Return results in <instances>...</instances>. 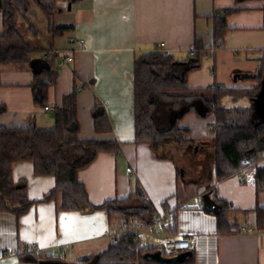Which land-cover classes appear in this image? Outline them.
<instances>
[{
    "label": "crops",
    "instance_id": "crops-1",
    "mask_svg": "<svg viewBox=\"0 0 264 264\" xmlns=\"http://www.w3.org/2000/svg\"><path fill=\"white\" fill-rule=\"evenodd\" d=\"M56 5L62 11L54 17V26L69 28L60 36L52 38L34 5L21 18L30 26L29 35L40 39L39 47L34 48L47 51L37 56L72 52L71 38L85 44L73 52L71 62L55 57L58 76L48 88L47 105L59 106L62 97L75 90L78 137L118 144L117 152L99 153L78 172L90 203L125 198L138 186L156 215L170 223L169 234L197 238L196 247L183 252L193 255L194 264H264V235L259 231L264 225L257 227L254 212L256 207L264 208V190L256 191L255 170L216 180L213 115L202 118L190 113L178 122L189 131L191 140L183 147L166 145L154 153L146 145L134 144L135 57L159 49L183 60L198 45L203 51L201 67L188 75L189 88L249 87L240 74L255 73L259 67L264 51V0H80L70 8L65 1L56 0ZM227 8L237 11L226 16L223 45L218 48L214 45V19ZM30 19L37 20L40 28H32ZM33 79L28 63L0 65V105L5 106L0 127H53V112L33 103ZM95 106L106 114L107 133L93 129L91 111ZM242 106H248L246 99H230L225 105ZM259 114L264 119L263 108ZM256 168L264 169V157ZM11 177L15 185L24 187L30 205L19 215L0 211V264H37L20 260V252L31 251L64 263L80 262L102 253L112 241L114 219L109 220L104 210L61 211L57 209L59 199L46 200L55 178L35 175L32 162L13 163ZM209 187L234 207L229 221L255 232L218 234L216 216L209 212L217 209L205 203L211 199ZM164 235L158 231L153 245ZM180 254L166 255L155 248L146 257L178 261ZM186 257L177 264H184Z\"/></svg>",
    "mask_w": 264,
    "mask_h": 264
},
{
    "label": "trees",
    "instance_id": "trees-1",
    "mask_svg": "<svg viewBox=\"0 0 264 264\" xmlns=\"http://www.w3.org/2000/svg\"><path fill=\"white\" fill-rule=\"evenodd\" d=\"M67 6L80 0H63ZM34 5L48 24L52 38L64 34L68 27H56L54 17L62 9L56 0H0V65L28 63L33 71L31 83L33 103L47 105L48 88L55 84L57 62L54 56L39 55L46 50L31 46L19 30V19L24 18ZM237 11L223 10L221 17L214 19V45L221 48L226 31V16ZM264 28V9L263 25ZM193 57L177 60L159 49L140 54L134 59V144L146 145L156 153L161 147L175 144L183 147L191 140L189 131L178 126L187 114L194 113L205 118L213 115V146L215 148V178L221 182L230 177L251 170L254 172L256 191L264 190V169L256 168L264 157V119L256 107L261 84L264 80V51L255 73H241L243 82L249 87H219L192 89L187 85L188 75L201 67L202 50L195 46ZM229 97L232 101L246 99L248 106L225 107L221 101ZM5 106L0 105V114ZM93 129L107 133L110 125L103 108L93 107L91 111ZM54 125L50 129L35 127H0V211H12L19 215L27 210L24 187L12 181V164L30 161L35 175H51L55 178L54 188L46 200L59 199L57 209L81 212L104 210L108 219H114V227L122 221L150 224L156 215L152 203L144 198L135 186L125 198H114L99 205L90 203L78 172L90 165L99 153H115V141L82 139L78 137L76 91L62 97L59 106H54ZM164 158V157H160ZM208 193L217 207L216 228L218 234H235L241 228L229 221L235 210L227 201L217 196L216 189L209 187ZM18 204V205H16ZM14 205V206H13ZM257 227L264 225V208L256 207ZM245 213V212H244ZM155 248L137 249L132 233L123 232L111 241L100 254L67 263L43 253L20 252V260L37 264H162L148 259L146 254ZM184 264H194L193 255L187 256Z\"/></svg>",
    "mask_w": 264,
    "mask_h": 264
},
{
    "label": "built area",
    "instance_id": "built-area-1",
    "mask_svg": "<svg viewBox=\"0 0 264 264\" xmlns=\"http://www.w3.org/2000/svg\"><path fill=\"white\" fill-rule=\"evenodd\" d=\"M70 43L73 45L72 52L66 53V55H63V53L59 51H52L50 53L51 56L62 58L65 62H71L73 60V52L77 50H81L84 48L85 44L80 39L71 38ZM162 46V45H161ZM195 54L194 50H190L187 57H193ZM45 111H51L53 112L54 106L53 105H45L42 107ZM127 172H130V168L127 169ZM170 228V223L164 219V217L155 215L152 218V222L150 224H143V223H137L135 221H122L117 228L113 227L110 232V237L112 241H115V239L123 232H129L134 235L135 243L137 246V249L143 248V247H149V248H159L160 251L163 254L169 255V254H179L183 252H190L196 247L197 238L192 236H175L171 235L168 232V229ZM158 231H163L165 233L164 237L160 240V242L154 244L158 246H154L152 241L153 237ZM264 235V227L259 230ZM240 232H246V233H253L255 232L254 229L251 228H241ZM258 232V231H257ZM146 241H148L146 243ZM151 245H147V244Z\"/></svg>",
    "mask_w": 264,
    "mask_h": 264
},
{
    "label": "rangeland",
    "instance_id": "rangeland-1",
    "mask_svg": "<svg viewBox=\"0 0 264 264\" xmlns=\"http://www.w3.org/2000/svg\"><path fill=\"white\" fill-rule=\"evenodd\" d=\"M29 21L32 22V24H31V26H33L32 28H36V29L40 28L39 22L37 20L35 21L34 19H30ZM29 27L30 26H29V24H27V22H25L24 20L19 19V26H18L19 32L23 36H25L26 40L28 41V43L31 46L39 47L40 39L32 37V36L29 35ZM28 36H29V39H28ZM229 101H230V98L229 97H225V98L222 99L221 103H222L223 106H225L227 103H229Z\"/></svg>",
    "mask_w": 264,
    "mask_h": 264
},
{
    "label": "water",
    "instance_id": "water-1",
    "mask_svg": "<svg viewBox=\"0 0 264 264\" xmlns=\"http://www.w3.org/2000/svg\"><path fill=\"white\" fill-rule=\"evenodd\" d=\"M68 8H70V5H68ZM256 107L258 108L259 113H261V108L264 109V80L262 81V84H261V90H260V93H259V96H258ZM205 203H206L207 206H209L210 209H212V210H216L217 209V207L213 203L212 199H210V197L207 198ZM186 256H187V253H182V254L179 255V258H181V259L178 260V261H173V260H171V261H169V260H165V261L160 260V261L162 263H164V264H177L179 262H182L184 257H186Z\"/></svg>",
    "mask_w": 264,
    "mask_h": 264
}]
</instances>
